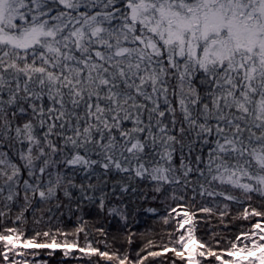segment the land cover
Listing matches in <instances>:
<instances>
[{"label": "snow or ice", "instance_id": "1", "mask_svg": "<svg viewBox=\"0 0 264 264\" xmlns=\"http://www.w3.org/2000/svg\"><path fill=\"white\" fill-rule=\"evenodd\" d=\"M0 225V264H264V0H0Z\"/></svg>", "mask_w": 264, "mask_h": 264}, {"label": "trees", "instance_id": "2", "mask_svg": "<svg viewBox=\"0 0 264 264\" xmlns=\"http://www.w3.org/2000/svg\"><path fill=\"white\" fill-rule=\"evenodd\" d=\"M203 215V214H201ZM241 225L246 226L247 222L246 221H240L238 222ZM215 225V220L211 221L210 227ZM8 226L11 227L12 226V222L9 220L8 221ZM73 227V225H69V228ZM231 227V226H230ZM3 228V225H0V229ZM198 235H200V233H197ZM81 243H83V240H81ZM102 247V246H101ZM40 252V257L41 259H47L48 260V264H61L62 261H66V258H64L61 254V250H55V253L52 257H49L47 255L48 251L51 250H38ZM83 259H87V257H83ZM70 264H76V260L75 259H70Z\"/></svg>", "mask_w": 264, "mask_h": 264}]
</instances>
